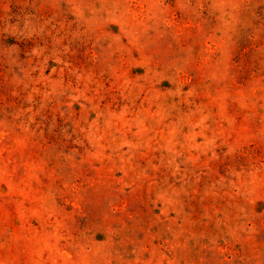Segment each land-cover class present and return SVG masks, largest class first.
<instances>
[{
  "label": "rangeland",
  "instance_id": "obj_1",
  "mask_svg": "<svg viewBox=\"0 0 264 264\" xmlns=\"http://www.w3.org/2000/svg\"><path fill=\"white\" fill-rule=\"evenodd\" d=\"M0 264H264V0H0Z\"/></svg>",
  "mask_w": 264,
  "mask_h": 264
}]
</instances>
